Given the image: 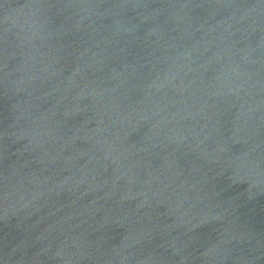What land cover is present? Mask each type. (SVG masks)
Masks as SVG:
<instances>
[{"label":"water","instance_id":"1","mask_svg":"<svg viewBox=\"0 0 264 264\" xmlns=\"http://www.w3.org/2000/svg\"><path fill=\"white\" fill-rule=\"evenodd\" d=\"M0 264H264V0H0Z\"/></svg>","mask_w":264,"mask_h":264}]
</instances>
